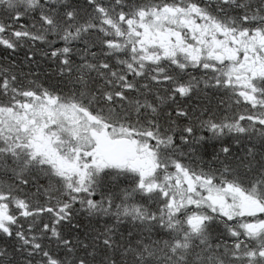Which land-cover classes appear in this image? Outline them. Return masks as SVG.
<instances>
[{"label": "snow or ice", "instance_id": "6c2138e0", "mask_svg": "<svg viewBox=\"0 0 264 264\" xmlns=\"http://www.w3.org/2000/svg\"><path fill=\"white\" fill-rule=\"evenodd\" d=\"M0 264H264V0H0Z\"/></svg>", "mask_w": 264, "mask_h": 264}]
</instances>
